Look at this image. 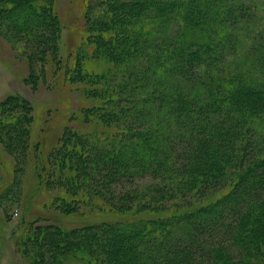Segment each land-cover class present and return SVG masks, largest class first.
<instances>
[{
    "label": "trees",
    "instance_id": "trees-1",
    "mask_svg": "<svg viewBox=\"0 0 264 264\" xmlns=\"http://www.w3.org/2000/svg\"><path fill=\"white\" fill-rule=\"evenodd\" d=\"M40 1L0 0L8 34L35 62L61 37ZM95 2L72 69L88 76L80 120L45 137L60 163L40 160L30 104H2L18 164L3 193L21 188L33 152L39 179L116 219L70 231L30 222L20 247L33 264H264V28L241 35L248 0Z\"/></svg>",
    "mask_w": 264,
    "mask_h": 264
},
{
    "label": "rangeland",
    "instance_id": "rangeland-1",
    "mask_svg": "<svg viewBox=\"0 0 264 264\" xmlns=\"http://www.w3.org/2000/svg\"><path fill=\"white\" fill-rule=\"evenodd\" d=\"M40 2L45 4L44 8L52 9L60 20L61 37L58 51L54 55L45 54L44 59L38 57V61H33V46H29L27 50V42L8 34L6 19L0 17V109L3 103L12 100L9 99L12 96L23 98L30 104L33 110V121L30 125L33 141H41L40 160L50 168L49 166L60 162L57 153L47 151L48 143L45 142V137H54L59 132L62 134L65 127H72L80 120L78 106L85 98L83 90L88 84V76L80 74L75 78L72 69L77 63L78 49H83L88 42L87 35L84 36V14L91 3L94 6L97 4L95 0ZM248 5V21L251 22L245 21L238 27L243 30L241 35L244 40L251 32L264 28V0H248ZM94 63L95 60H92L90 65ZM67 70L71 73L67 74ZM74 114L78 115L75 120L71 118ZM5 117L6 115L0 112V119ZM4 137L6 133L0 134V165H5L4 169L0 168V264H33L30 259L36 255L21 248L17 241V237L26 234L27 223H50L61 230L70 231L116 219L109 208H99L95 204L92 205L90 200L75 203L74 194L70 195L71 191L68 192L67 188L57 182H49L48 174L46 179L43 176L45 182L44 179H39L37 174L40 177L41 174L35 170L38 161L33 152L28 159L20 163L26 166L22 174L18 173L22 180L21 188H15L13 193H3L4 187L11 182L14 175L15 165H18L10 155L11 152L7 151L3 143L6 142ZM51 181L54 182V178ZM84 188L86 187L82 190ZM62 199H65L64 203L61 202ZM67 203L76 205V210L64 212ZM27 247L33 249L35 245Z\"/></svg>",
    "mask_w": 264,
    "mask_h": 264
}]
</instances>
